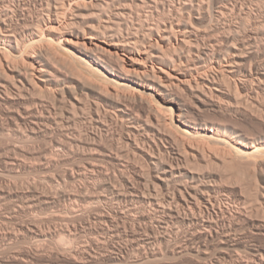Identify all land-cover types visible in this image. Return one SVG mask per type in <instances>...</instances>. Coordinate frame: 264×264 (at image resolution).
I'll list each match as a JSON object with an SVG mask.
<instances>
[{"label": "bare ground", "instance_id": "bare-ground-1", "mask_svg": "<svg viewBox=\"0 0 264 264\" xmlns=\"http://www.w3.org/2000/svg\"><path fill=\"white\" fill-rule=\"evenodd\" d=\"M260 1L257 7H253L255 0H0V103L5 105L3 115L7 121L5 124L4 118L0 119V129L5 130L9 125L28 139L42 130L41 126L48 128L52 124H62L61 135L64 138H52V147L48 145L50 152L48 147L45 150L48 156L42 149L45 154L39 155L41 158L45 155L48 158L51 153V156H59L64 148L81 147L88 160L84 167L86 171L79 173L81 170L77 168L74 173L77 170L78 177L84 181L83 189L90 191L99 186L112 191L111 196L117 204L135 199L152 203L162 194L161 201L157 202L159 205H156L160 209L158 213L162 211L160 214L164 218L194 225V231L190 233L192 242L183 243L181 240L178 247H172L173 254L209 255V250L214 249V254H219L218 260L227 258L237 248L240 235L233 233L237 223L225 215L227 210L217 208H220V205L217 206V179L221 177V183H226L222 182V178L229 176L243 187L246 186L244 175L247 174L250 176L249 184L246 180L247 187L252 186L260 203L264 202V2ZM37 92L48 95L58 106L45 103L41 97L36 99L34 93ZM32 95L35 97L30 98ZM86 108L89 109V117L84 110V118L93 124V128L89 126L92 130L89 133L84 131L83 135L87 134V137L83 139L71 136L70 130L79 121L76 116L82 112L78 110ZM104 115L112 118L113 127L107 123L110 124L111 119L105 122ZM242 116L250 122H243ZM87 120L85 123L89 125ZM248 125L259 129L254 130ZM105 136L111 141L110 148L118 146L123 156L141 161L140 167L134 162H125L124 157L122 162V155L118 153H110L111 149L108 150V145L101 141ZM117 136L120 137L119 144L115 143ZM100 157H108L120 175L114 173L110 176L111 172H106L105 164L103 167L102 163H98ZM57 162V159H49V164L56 165ZM202 166L207 171L202 172L203 169L199 172ZM212 166L215 170H208L210 167L213 169ZM216 166L222 171L216 170ZM111 168L106 167L108 170ZM74 173L70 174L72 180L77 178ZM226 173L229 175L226 176ZM72 180L75 183L77 179ZM137 181L145 183L146 189L148 185L151 192L145 189L144 194L138 192ZM121 183L124 189L117 186ZM105 190L97 192L96 189L94 194H90L94 200L105 201L110 198L109 191V194L102 193ZM64 191L68 196V191ZM158 192L162 193L157 195ZM86 195L83 194L85 199ZM72 197L68 198L75 196ZM130 204L113 206L112 212H103L102 208L96 210L95 207L86 212L89 214L87 219L94 218L101 224L98 227L109 231V235L112 232L114 236H123V230L127 231V227L131 229L123 238L127 236L126 241L134 243L132 248L122 246L117 254L109 256L111 263L130 261L133 248L141 253L133 256L134 262L150 257L156 259L163 253L162 249H149L146 244L152 240L148 242L150 238L138 235L136 223L151 214L147 216L139 210L142 215H138L136 209H140L139 204H133L137 208ZM242 212L246 213L241 210L234 214L240 220L239 224L252 228L260 226L252 214L249 216ZM35 216L30 221L26 220V224L17 222V230L27 233L28 237L38 238V244L49 236L54 237L56 231L54 235L50 229V232L42 230L39 226L43 220L37 219L39 214ZM159 219L156 217V220ZM119 220H122L120 222L125 229H121ZM137 226H141L140 223ZM99 230L96 229L95 233ZM25 233L23 236L21 233L8 235L19 239L21 236L25 238ZM97 235L89 236L91 245L102 241ZM71 237L70 240L74 236ZM65 239L62 238L61 247L57 246L64 256L69 255L76 261L81 259L82 264L98 262L99 257L91 253L93 246L88 247L84 242L86 247L79 243L74 245V238L71 241L67 239V242ZM24 250L26 252L27 249ZM250 253V259H243L239 264H264V245L251 246ZM21 254L16 259L25 260L28 254Z\"/></svg>", "mask_w": 264, "mask_h": 264}, {"label": "rangeland", "instance_id": "rangeland-1", "mask_svg": "<svg viewBox=\"0 0 264 264\" xmlns=\"http://www.w3.org/2000/svg\"><path fill=\"white\" fill-rule=\"evenodd\" d=\"M226 2H231V1H234V0H225ZM238 1H243V0H238ZM260 1V0H259ZM255 2H256V4H251L253 7H257V3H258V0L256 1L255 0ZM254 2V3H255ZM262 2H264V0L262 1H260V3H262ZM38 93H40V92H37V93H34V94H36V99H39V97H41V100L42 99H44L43 101L45 102V103H47V104H50V105H57L58 106V103L56 104H54L52 101L53 100H50L51 98H49L48 97V95H46L45 96V94H38ZM44 93V92H43ZM39 95V96H38ZM33 97H35V95L33 96H30V98H33ZM46 97V98H45ZM48 97V98H47ZM86 99V98H85ZM48 101V102H47ZM50 101H51V103H50ZM55 102V101H54ZM57 106H55L56 108H57ZM5 108V105L4 104H1L0 103V119L2 118H4L5 116L3 115V109ZM85 110V112H88L89 111V109L88 108H86V109H79L78 111L80 112V111H82V112H76V113H79L83 118H81V116L79 115V114H77L78 116H76V120H79V121H76V124H77V126H76V124L74 125V127H73V130H70L71 132L69 133L71 136H76V137H79V138H86L87 137V134H84L83 135V133H86L87 131V133H89V130H90V127L91 128H93V124H91L90 123V121L88 122V120L87 119H85L84 118V113H83V111ZM2 112V113H1ZM88 114V115H87ZM86 115L89 117V112L88 113H86ZM106 115H104L103 116V119H105V122H107V121H109L110 119L112 120V118H110V116H107V117H105ZM245 116H242L241 117V119L242 120H244L243 122H250V120H248L246 117L244 118ZM107 118H109L108 120H107ZM1 119V120H2ZM246 119V120H245ZM0 120V121H1ZM85 120V121H84ZM86 120H87V123H89V125L87 124L86 125ZM111 120H110V124H109V122H107L108 123V125L111 127L113 124H114V122H113V120H112V123H111ZM83 123H82V122ZM2 122V121H1ZM3 122L5 123V124H7L6 122V120H5V118H4V120H3ZM80 125V126H79ZM82 125V126H81ZM85 125H86V127L88 128L87 130L85 129ZM253 125V124H252ZM255 125V124H254ZM57 126V124H52L51 126L49 125V127L47 128L46 126H41V128L43 127V129L41 130H39V132L37 133V134H35V135H33V137L32 138H28L27 139V137H24V136H22L17 130H16V128H15V130H14V128H12L11 129V127L8 125H6V127H5V130H3V129H0V239L2 240H0V243H2V244H0V264H82V263H80V262H82L81 261V259H80V261H79V259L76 261L74 258H72V257H70L69 255H66V256H64V254L61 252V250H60V248L58 249V247H61V241H63L62 240V238L63 239H65L64 241L65 242H67L68 240H70V237L72 236H74L73 238L75 239H73L72 237V239L74 240V245H79L80 244V246L82 245L83 247L85 246V245H83V242H84V244H86V246H93L92 248H91V253H92V255H95L96 257H99L98 258V262L96 261V262H94V263H92V264H116V262H113V263H111L112 261H109V256L110 255H115V254H117V252H119L121 249L120 248H122V246L123 247H130L131 246V248H132V246H133V244L134 243H132L131 241H129V240H127L128 242H129V244H128V242L126 241V237L127 236H125V239L123 238L124 237V235L126 234V232L127 231H129V230H131L129 227H127V231H126V229H125V227H124V224H123V222H120V221H122V220H119V223L121 224H123V226H122V224L120 225L122 228V230L123 229H125V230H123V236H114V235H112V232H110V235H109V231L108 232H106L107 230H105V229H102L101 227H98V224H99V226H101V224L100 223H98L94 218L93 219H87L89 216V214L87 215V213H88V209L89 210H94L93 209V207H95L96 208V210L97 209H100L101 210V208H102V210H104L103 212H109L110 210H111V208L113 207V206H123V205H128V204H130L132 207H134V208H137V203L139 204V208L140 209H136L137 210V213L139 212V210H140V212H142L143 213V211H144V213H146L147 214V216H148V214H151L150 216H154L153 218H151L150 216H146L147 218H142L141 220H140V222L138 221V223H136L137 225H139V223H140V225L141 226H137L136 225V227H137V230H139L138 232V235H139V237L141 236V238L143 237V238H146V239H148V238H150L149 239V241L148 242H150L151 240V242L150 243H147L146 245L147 246H150V248L149 247H146L145 246V248H149V249H152V248H156V249H162V251H163V255L162 254H160L159 256H157V257H160V258H157L156 257V259H155V257H150L149 259L148 258H144V259H141V260H139L138 262H134V260L133 259H135L134 257L135 256H138L139 254L141 255V253H138V251L135 249V248H133V249H131V251H132V253H131V259H130V261H128V262H117V264H239V262L240 261H242L243 259L245 260V261H248L249 259H250V255H251V253H250V250H251V246L253 247V246H256V245H264V202H262V203H260V201L261 200H259V197L256 195V192H255V190L253 189V187L252 186H248L247 187V181L249 180L250 181V176L249 175H247V174H245L244 175V179H245V182H246V186H241V184L239 185L237 182H235L236 180H234V178L232 179V178H229V174H227L226 176H228V178L230 179H228L227 177H225V178H222V182H223V180H224V182H226V183H221V177L220 178H218L217 179V184H219L218 186V189H217V194H216V196H217V201H219V203H217V206L218 205H220V208H219V206L217 207L218 209H224V210H227V212H226V214L225 215H228L229 217H230V220H232L233 222H236L237 223V227H235V229H233V233H235V234H238V235H240L239 237H240V242H239V244H238V246H237V248L233 251L232 250V252H230V253H232L231 254V256H228L227 258H221L222 260H218L217 258H219V254L217 253V255L216 254H214V249H210L209 250V255H204V254H201V255H199V254H194L193 255V253L191 254V253H187V254H183V255H177V254H173L171 251H172V247H178L180 244H178V242L179 243H182V241H183V243H187V242H192V235L190 234V233H192L193 231H194V229H193V227H194V225L191 223V225H190V223L188 224V223H182L181 221H176V219H173V218H171L170 220H169V217H166V218H164L163 217V215H161L162 213V211H160V213H158L159 211L158 210H160L156 205H159L157 202L158 201H161V199H162V192H158V194L157 195H159V193L161 194L160 195V197L161 198H159V197H157V196H155V198L157 197V200L156 201H153L152 203H153V205H152V203H151V201H149V202H142L141 200V204H140V201H139V199H135V200H129V201H131V202H127V203H125V204H117L118 202H116V200H113V198H112V196H111V192L112 191H109V190H105L104 188H102V187H94L93 189H91L90 191H88L87 189L85 190V189H83L84 187H83V180L81 179V178H79L78 177V175H77V170H79V168H80V172L79 173H82V171L83 170H85V168H86V166L85 165H87V162H88V160H86V157L82 154V148L80 147H76V146H74L73 148L71 147H68L67 149H61L60 150V154H59V156L58 155H52L51 156V154H49L50 156L48 157V158H46L48 155H47V152L45 151L46 150V148L48 149V151H49V149H51L50 147H52V142H50V141H53V139H57L58 138V140H62V138H64L62 135H61V133L63 132L62 130H61V128H63L64 129V126H62V124H58V126ZM76 126V127H75ZM90 126V127H89ZM250 128H252V129H254V127H252L251 125H248ZM60 127V128H59ZM113 127V126H112ZM115 127V126H114ZM9 128V129H8ZM75 128V129H74ZM76 128H78V131L76 130ZM256 128V127H255ZM258 128V127H257ZM256 128V129H257ZM256 129H254V130H256ZM259 129V128H258ZM83 130V131H82ZM92 130V129H91ZM90 130V131H91ZM11 131V132H10ZM45 131V132H44ZM77 131V132H76ZM80 131V132H79ZM84 131H86V132H84ZM79 132V133H78ZM18 133H19V135H18ZM71 133H75L76 135H72ZM53 134V135H52ZM78 134V135H77ZM83 136H82V135ZM16 135V136H15ZM40 135V136H39ZM50 135V136H49ZM57 135H59V136H57ZM13 136V137H12ZM22 136V137H21ZM61 136V137H60ZM7 137H8V139H7ZM53 138V139H52ZM108 138H110V136L108 135ZM119 136H117V138H116V140H115V143H118L119 144ZM44 140V141H43ZM48 140V141H47ZM103 140H106V141H103ZM10 141V142H9ZM41 141V142H40ZM102 141V143L104 144V145H108V150H110L111 149V151H109L110 153H115V154H117L118 153V155L119 156H121L120 158H122V157H124V159L126 160H124L123 158H122V162H127V161H131V162H134L138 167H140V165L142 164H140L139 162H141V161H139L138 162V160L137 161H134L133 159H130V157H128V156H126V155H124L123 156V153L122 152H120V149H119V147L118 146H113V147H111L110 148V146H109V144L111 143V141H110V139H107L106 138V136L101 140ZM48 142V143H47ZM50 142V143H49ZM120 142H121V144H120V146L122 147L123 146V144H122V141L120 140ZM108 143V144H107ZM13 144V145H12ZM6 145V146H5ZM12 145V146H11ZM19 145V146H18ZM34 145V146H33ZM50 147H49V146ZM33 146V147H32ZM15 147V148H14ZM38 147V148H37ZM40 147V148H39ZM45 147V148H44ZM116 147H118V149L116 148ZM6 148V149H5ZM33 148V149H32ZM37 148V149H36ZM45 151V153H46V155L45 156H43V158H41L40 156H42V154H43V150ZM70 149V150H69ZM72 149V150H71ZM74 149V150H73ZM78 149V150H77ZM15 150V151H14ZM36 150H37V152H36ZM42 150V151H41ZM32 151V152H31ZM62 151V152H61ZM113 151V152H112ZM5 152V153H4ZM50 152V151H49ZM73 152V153H72ZM79 152V153H78ZM7 153H9V154H7ZM44 153V154H45ZM61 153H63V154H61ZM14 154V155H13ZM18 154V155H17ZM43 154V155H44ZM76 154V155H75ZM9 155V156H8ZM40 155V156H39ZM64 156V157H63ZM38 157V158H37ZM69 157V158H68ZM82 157V158H81ZM45 158H46V160L48 159V163H46V160H45ZM58 158H61V159H58ZM85 158V159H84ZM94 158H96L95 157V155H94ZM98 158V157H97ZM101 158V159H100ZM99 159H98V163H102L101 165L103 166L104 164V168H105V170H106V172L109 174L110 172V176L111 175H115L116 173H120L119 171H118V169H115V165H114V163L108 158V157H106V158H104L105 159V161H104V159L102 158V157H100ZM131 158H132V156H131ZM39 159H42V160H39ZM49 159H53V160H58V162H57V164L56 165H52V164H49ZM14 160V161H13ZM45 162H44V161ZM81 160V161H80ZM101 160V161H100ZM102 160L104 161V162H102ZM107 160H109V162H107ZM42 161V162H41ZM59 161H60V163H59ZM14 164V162H16L14 165L12 164V163ZM20 162V163H19ZM21 162H22V164H21ZM75 164H74V163ZM80 162H81V164H80ZM111 162H112V164H113V167H112V165H111ZM138 162V163H137ZM59 163V164H58ZM64 163V164H63ZM19 164H21V165H19ZM48 164V165H47ZM43 165H44V167H43ZM60 165H62V166H59ZM20 166V167H19ZM24 166V167H23ZM45 166H47V167H45ZM49 166V167H48ZM50 166H52L51 168H50ZM115 166V167H114ZM41 167V168H40ZM58 167V168H57ZM85 167V168H84ZM106 167L107 168H114V169H106ZM213 167V169L210 167V168H208V170H215L214 169V166H212ZM13 168V169H12ZM49 168V169H48ZM78 168V169H77ZM216 168V170H221L222 171V169L220 168V167H215ZM47 169H48V171H47ZM74 169H77L76 170V173H74ZM204 169V170H203ZM43 170V171H42ZM70 170V171H69ZM199 170H203L202 172H204V171H207L205 168H203V166L202 167H199V169H198V171ZM62 171L63 172H65V173H62ZM73 171V172H72ZM86 171V170H85ZM110 171V172H109ZM118 171V172H117ZM220 171V172H221ZM74 173L76 176H77V178H74L73 180H76L75 181V183H74V181L72 180V178L70 177V174L71 173ZM84 172V171H83ZM112 172H113V174H112ZM200 172V171H199ZM229 172V171H228ZM35 173V174H34ZM68 173H70V174H68ZM78 173V174H79ZM115 173V174H114ZM230 173V172H229ZM44 175V176H43ZM54 175V176H53ZM69 175V176H68ZM120 175V174H119ZM38 176V177H37ZM247 176H249V178L247 177ZM56 179H55V178ZM70 179H69V178ZM231 177V176H230ZM54 178V179H53ZM59 178V179H58ZM39 179V180H38ZM53 181H52V180ZM69 180L68 182H67V180ZM78 179H79V181H78ZM81 179V180H80ZM225 179H227V181L229 182L230 181V184L225 180ZM48 180H49V182H48ZM55 180V181H54ZM70 180H72L73 182H71ZM247 180V181H246ZM231 181H232V183H231ZM249 181H248V184H249ZM34 182V183H33ZM59 182V183H58ZM77 182V183H76ZM138 182V181H137ZM137 182H135V183H137ZM244 182V183H245ZM42 184V186H41V184ZM120 183V182H119ZM220 183L222 184V187H221V189H220ZM229 185H228V184ZM233 183H235V184H233ZM35 184H37V186H34ZM48 184V185H47ZM50 184V185H49ZM61 184V185H60ZM63 184V185H62ZM65 184V185H64ZM78 184V185H77ZM123 183H121V184H117V186H119V187H121L120 189H124V187L123 186H121ZM137 184H139V186L141 185V186H143V187H139ZM137 184H135L136 186H138V192H141V194H144V191L146 190V191H148V193H150L151 192V190H148L149 189V187H148V185H147V189L145 188V186H144V184L145 183H137ZM226 184V185H225ZM236 184H237V186H236ZM71 185V186H70ZM146 185V184H145ZM233 185V186H232ZM239 185V186H238ZM49 186H51V187H49ZM55 186V187H54ZM235 186V187H234ZM9 187V188H8ZM35 187H37V188H35ZM70 187V188H69ZM77 187V188H76ZM119 187H117V189H119ZM228 187V188H227ZM230 187H231V189L233 188V190H231L230 189ZM60 188V189H59ZM80 188V189H79ZM102 188V189H101ZM243 188V189H242ZM4 189H6V190H4ZM10 189V190H9ZM29 189H30V191H29ZM34 189V190H33ZM50 189H53V190H50ZM96 189H97V192H101V190H105V191H102V193H108V191H109V196H110V198L108 199V200H105V201H99L98 199L96 200H94V198H93V196H92V194H90L91 192L94 194L95 192H96ZM142 191H141V190ZM145 189V190H144ZM235 189V190H234ZM245 189V190H244ZM3 190V191H2ZM8 190H9V192H8ZM18 190V191H17ZM62 190V191H61ZM64 190H67L68 191V196H65L66 194H67V192L66 191H64ZM74 190H76V191H74ZM82 190V191H81ZM84 190V191H83ZM93 190H94V192H93ZM100 190V191H99ZM110 190H112V189H110ZM248 190V191H247ZM32 191V192H31ZM53 191V192H52ZM60 191H61V193H60ZM86 191V192H85ZM88 191V192H87ZM107 191V192H106ZM245 191H247L249 194H250V196H249V194L248 193H246ZM61 194H59V193ZM66 192V193H65ZM83 192V193H82ZM251 192H252V194H251ZM47 193V194H46ZM86 193H89L88 195H86ZM3 196H2V195ZM60 196H59V195ZM83 194H84V196L86 195V199H85V197H83ZM146 194H147V192H146ZM6 195V196H5ZM47 195V196H46ZM49 195V196H48ZM70 195V196H69ZM72 195H74L73 197H72ZM90 195L92 196V197H90ZM147 195H149V194H147ZM248 195V196H247ZM34 196H36V197H34ZM58 196H59V198H58ZM61 196H63V197H61ZM88 196V197H87ZM34 199H33V198ZM65 197H67V199H65ZM68 197H72L73 199H70V198H68ZM247 197V198H246ZM250 197V198H249ZM253 199H252V198ZM36 198V199H35ZM64 198V199H63ZM87 198H88V200H87ZM228 198V199H227ZM27 199V200H26ZM31 199V200H30ZM49 199V200H48ZM69 199V200H68ZM89 199H90V201H89ZM113 201H111V200ZM250 199V200H249ZM26 200V201H25ZM29 200V201H28ZM47 200V201H46ZM65 200V201H64ZM70 200H71V202H70ZM84 200H86V201H84ZM73 201V202H72ZM76 203H78L77 205L75 204V202ZM80 201V202H79ZM83 201V202H82ZM88 201V202H87ZM94 201V202H93ZM110 202V203H108V202ZM135 201V202H134ZM139 201V202H138ZM52 202V203H51ZM102 202V203H101ZM155 202V203H154ZM254 202V203H253ZM33 203V204H32ZM60 203V204H59ZM71 203V204H70ZM82 203V204H81ZM100 203V204H99ZM107 203V204H106ZM112 203V204H111ZM114 203V204H113ZM136 203V204H135ZM142 203H145L144 205L142 204ZM168 202H165V204H167ZM259 203V204H258ZM28 204H30L29 206H28ZM48 204V205H47ZM69 204H70V206H69ZM74 204V205H73ZM111 204V205H110ZM133 204H135V205H137V206H134ZM148 204V205H147ZM150 204V205H149ZM223 206H222V205ZM261 204H263V205H261ZM31 205H33V206H31ZM51 205V206H50ZM61 205V206H60ZM77 207H79L78 208V210H77V208H76V206ZM87 205V206H86ZM140 205H142V206H140ZM147 205V206H146ZM168 205V204H167ZM225 205V206H224ZM228 205V207L227 208H229V210L226 208V206ZM237 205V206H236ZM250 205H252V206H254V207H252V206H250ZM33 207V208H31V207ZM74 208H73V207ZM108 206V207H107ZM145 207V209H144V207ZM222 206V207H221ZM244 206V207H243ZM248 206V207H247ZM262 206V207H261ZM72 207V208H71ZM86 207H87V211H84V210H86ZM89 207V208H88ZM141 207H142V210H141ZM154 207V208H153ZM260 207V208H259ZM16 208V209H15ZM69 208V209H68ZM83 208H85V209H83ZM106 208V209H105ZM155 208H156V210L157 211H155ZM232 210H231V209ZM259 208V209H258ZM261 208H263V209H261ZM31 209V210H30ZM41 209V210H40ZM72 209V210H71ZM74 209V210H73ZM76 209V210H75ZM83 209V211H81ZM249 209V211H247V210ZM252 209H255V210H252ZM21 210V212H19ZM150 210V211H149ZM234 210H236V211H234ZM241 210L242 211H246V213L249 215V216H251V214H252V216H253V218L254 219H256V222L260 225L258 228H259V230H258V228L256 227V226H253V228H252V226L251 227H249V226H247V225H241V224H239L240 222V220L239 219H237L236 217H235V215L237 214V213H240L241 212ZM260 210H262V213H261V211ZM18 211V212H17ZM71 211V212H70ZM72 211H75V212H72ZM232 211V212H231ZM239 211V212H238ZM253 211V212H252ZM256 211V212H255ZM33 212V213H32ZM61 212V213H60ZM85 212V213H84ZM87 212V213H86ZM111 212H112V210H111ZM138 213V215H142V213ZM149 212V213H148ZM155 212V213H154ZM234 212V213H233ZM31 213V214H30ZM59 213H60V215H59ZM69 213V214H68ZM80 213V214H79ZM229 213L231 214V215H234V216H232L231 217V215H229ZM242 213H244V212H242ZM246 213H244V214H246ZM255 213H259L258 215L256 214L255 215ZM38 214H39V216H38ZM159 214V215H158ZM220 214H221V216H223V214H222V212H220ZM263 214V215H262ZM34 215V216H33ZM35 215H37L38 217H40V218H38L37 217V219H40V220H43L42 221V223H40V228L42 229V230H44V231H46V232H52V233H54V230L56 231V235H55V233H54V237H48L47 239H43V241H45V242H43V241H39V244L40 243H42L41 245H39L38 244V238L37 239H34V238H36V237H31L30 235H29V237H28V234L27 233H25V232H22V231H19V230H17L18 228V226H16V224H20V223H24L25 222V224L27 223L26 222V220H28V221H30V220H32L33 218H36V216ZM42 217H41V216ZM69 215V216H68ZM73 215V216H72ZM80 215H82V219H84L83 221H82V219L80 218ZM262 215V216H261ZM7 216V217H6ZM10 216V218H8ZM27 216L29 217L28 219H26L27 218ZM51 216V217H50ZM53 216V217H52ZM59 216H60V218H59ZM61 216H62V218H61ZM65 216V217H64ZM71 216V217H70ZM78 216V217H77ZM85 216H87V217H85ZM161 216V217H160ZM260 216V220L258 219V217ZM31 217H32V219H31ZM48 219V220H46V218ZM84 217V218H83ZM141 217V216H140ZM151 219H150V218ZM156 217L159 219V218H162V219H159V220H156ZM5 218V219H4ZM59 218V219H58ZM73 218V219H72ZM232 218H234V219H232ZM237 220H236V219ZM6 219H7V221H6ZM24 219V220H23ZM69 219V220H68ZM153 219V220H152ZM164 219V220H163ZM80 220V221H79ZM160 220H162V221H160ZM165 220H169L168 222L167 221H165ZM174 222H173V221ZM235 220V221H234ZM21 221V222H20ZM23 221V222H22ZM53 221V222H52ZM93 221H95V222H97V223H92ZM143 221V222H142ZM158 221V222H157ZM160 221V222H159ZM171 221V222H170ZM238 221V222H237ZM18 222V223H17ZM55 222V223H54ZM71 222V223H70ZM163 222H165V223H163ZM242 222V221H241ZM76 223V224H75ZM160 223V224H159ZM169 223V224H168ZM182 223V224H181ZM89 224H90V226H89ZM95 224V225H94ZM97 224V225H96ZM151 224H153L154 225V228L152 227V225ZM163 224V225H162ZM174 224V225H173ZM79 225V226H78ZM146 225V226H145ZM157 225H158V227H157ZM160 225H162V226H160ZM263 225V226H262ZM87 226V227H86ZM163 226H165V227H163ZM177 226V227H176ZM189 226V227H188ZM244 228H243V227ZM78 227V228H77ZM84 227H86L84 230H87V231H84V230H82ZM90 227V228H89ZM96 227V228H95ZM100 229L97 233H95L96 231V229H98V228ZM147 227H150V229H147ZM45 228V229H44ZM95 228V229H94ZM145 228V229H144ZM154 230H152V229ZM50 229V231H48ZM69 229V230H68ZM76 229H78V230H76ZM91 229V230H90ZM94 229V232L92 231ZM149 230V231H147V230ZM156 229V230H155ZM158 229V230H157ZM168 229V230H167ZM172 229V230H171ZM12 230H14V231H16V232H13ZM145 230V231H144ZM151 230V231H150ZM176 230V231H175ZM260 231L261 230V233L259 234H255V232L256 231ZM61 231V232H60ZM72 231V232H71ZM84 231V232H83ZM125 231V232H124ZM181 231V232H180ZM186 231V232H185ZM190 231V232H189ZM238 231V232H237ZM11 232V233H10ZM63 232V233H62ZM75 232H77V233H75ZM151 232H154V233H151ZM155 232H157L156 234H155ZM166 232H168V233H166ZM176 232V233H175ZM185 232V233H184ZM188 232V233H187ZM7 233V234H6ZM13 233H17V234H20V235H22L23 236V233H25V234H27V235H25L26 237L25 238H22V236H21V238H19V239H17V238H15V237H10L8 234H13ZM69 233V234H68ZM82 233V234H81ZM88 233V234H87ZM92 235H91V234ZM101 233V234H100ZM107 233V234H106ZM145 233V234H144ZM149 233H151V234H155V235H151V234H149ZM163 233V234H162ZM3 234V235H2ZM61 234V235H60ZM71 234V235H70ZM78 235V236H76V235ZM80 234V235H79ZM98 234V235H97ZM70 235V236H69ZM94 235H97V237L99 238H102V239H100V245L99 244H97V245H91L90 244V242H91V239H90V237L89 236H91V238L94 236ZM109 235V236H108ZM112 235V236H111ZM158 235V236H157ZM177 235V236H176ZM2 236H4L3 238H1ZM6 236V237H5ZM148 236V237H147ZM151 236V237H150ZM165 236V237H164ZM179 236V237H178ZM187 236V237H186ZM12 238V239H10V238ZM89 237V238H88ZM156 237V238H155ZM158 237V238H157ZM163 237V238H162ZM174 237V238H173ZM182 237H184L183 239H182ZM186 237V238H185ZM8 238H9V242H8ZM28 238V240H31L32 238H33V240H31V242L30 241H28V240H25V239H27ZM31 238V239H30ZM61 238V239H60ZM81 238V239H80ZM87 238V239H86ZM104 238H105V240H104ZM108 238V239H107ZM155 240H154V239ZM4 239V240H3ZM14 239V240H13ZM54 241H53V240ZM68 239V240H67ZM71 239V240H72ZM79 239V240H78ZM108 241H107V240ZM157 239V240H156ZM169 239V240H168ZM179 239V240H178ZM190 239V240H189ZM246 239V240H245ZM11 240V241H10ZM19 240V241H18ZM20 240H22L23 241V243H22V241H20ZM35 240H36V242H35ZM70 240V241H71ZM89 240H90V242H89ZM153 240H154V243H153ZM159 240V241H158ZM160 240L162 241V242H160ZM182 240V241H181ZM185 240V241H184ZM187 240H189V241H187ZM25 241H27V242H25ZM33 241H34V243H33ZM77 241V242H76ZM78 241H80V242H78ZM157 241V242H156ZM4 242V243H3ZM108 242V243H107ZM127 242V243H126ZM159 242H160V245H158L159 244ZM176 242V243H175ZM35 243H37V244H35ZM79 243V244H78ZM87 243H89V244H87ZM104 243V244H103ZM132 243V244H131ZM152 243V244H151ZM167 243V244H166ZM35 244V245H34ZM102 244V245H101ZM125 244V245H124ZM129 245V246H126V245ZM151 244V245H150ZM170 244V245H169ZM178 244V245H177ZM12 245V246H11ZM18 245V247H16ZM39 245V246H38ZM105 245V246H104ZM108 245H109V247H108ZM113 245V246H112ZM117 245V246H116ZM154 247H153V246ZM157 245V246H156ZM177 245V246H176ZM4 246V247H3ZM7 246H9V247H7ZM16 248H15V247ZM32 248H31V247ZM35 246H37V247H35ZM44 246V247H43ZM49 246V247H48ZM53 246V247H52ZM58 246V247H57ZM85 246V247H86ZM96 246V247H95ZM99 246V247H98ZM13 249H12V248ZM43 247V248H42ZM152 247V248H151ZM161 247V248H160ZM169 247V248H168ZM12 249V251H11V249ZM167 248V249H166ZM7 249H8V251H7ZM15 249V250H14ZM24 249H27L26 250V252H25V250ZM39 249V250H38ZM48 249V250H47ZM54 249V250H53ZM169 249H171V250H169ZM174 249V248H173ZM4 250V251H3ZM22 250V251H21ZM93 250V251H92ZM6 251V252H5ZM58 251V252H57ZM166 251V252H165ZM20 252H22V254L20 253ZM25 252V254L27 255L24 259L25 260H23V259H16V257L17 256H20V254L21 255H25V254H23ZM134 252V253H133ZM143 252H145V250L143 251ZM240 252V253H239ZM246 252V253H245ZM61 253H62V255H61ZM166 253V254H165ZM215 253H216V251H215ZM234 253V254H233ZM138 254V255H137ZM144 254V253H143ZM169 254H170V256H169ZM248 254V255H247ZM15 255V256H14ZM39 255V256H38ZM103 255V256H102ZM167 255V256H166ZM235 255V256H234ZM62 256V257H61ZM134 256V257H133ZM173 256V257H172ZM187 256V257H186ZM206 256H208V257H206ZM210 256V257H209ZM213 256V257H212ZM215 256V257H214ZM67 257H69V258H67ZM162 257H163V259H162ZM169 257V258H168ZM232 257V258H231ZM244 257V258H243ZM248 257H249V259H248ZM72 258V259H71ZM107 258V259H106ZM51 259V260H50ZM53 259V260H52ZM210 259V260H209ZM219 261H217V260ZM220 259V258H219ZM248 259V260H247ZM68 260V261H67ZM75 260V261H74ZM153 260V261H152ZM233 260V261H232ZM238 260V261H237ZM243 260V261H244ZM132 261V262H131ZM216 261V262H215ZM144 262V263H143ZM209 262V263H208ZM215 262V263H214Z\"/></svg>", "mask_w": 264, "mask_h": 264}]
</instances>
